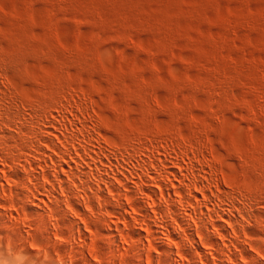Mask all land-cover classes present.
I'll return each instance as SVG.
<instances>
[{
  "label": "bare ground",
  "instance_id": "bare-ground-1",
  "mask_svg": "<svg viewBox=\"0 0 264 264\" xmlns=\"http://www.w3.org/2000/svg\"><path fill=\"white\" fill-rule=\"evenodd\" d=\"M3 62L0 231L28 264H264V154L260 174L253 161L228 168L215 132L188 107L161 104L172 126L145 113L134 126L85 86L88 98L62 99L52 84L32 101L2 79L16 63Z\"/></svg>",
  "mask_w": 264,
  "mask_h": 264
},
{
  "label": "rangeland",
  "instance_id": "rangeland-1",
  "mask_svg": "<svg viewBox=\"0 0 264 264\" xmlns=\"http://www.w3.org/2000/svg\"><path fill=\"white\" fill-rule=\"evenodd\" d=\"M0 54V62H16L2 79L13 80L32 101L53 87L62 86L52 90L62 99L82 97L88 88L109 115L113 106L123 108L134 126L147 116L162 125L173 122L158 112L162 105L188 107L192 118L215 132V148L229 159L228 168L256 164L254 174H260L264 0H0ZM177 123L190 132L186 122ZM233 143L245 153L231 151ZM0 235V259L28 264L16 253L12 233Z\"/></svg>",
  "mask_w": 264,
  "mask_h": 264
},
{
  "label": "clouds",
  "instance_id": "clouds-1",
  "mask_svg": "<svg viewBox=\"0 0 264 264\" xmlns=\"http://www.w3.org/2000/svg\"><path fill=\"white\" fill-rule=\"evenodd\" d=\"M0 264H8V262L3 259H0Z\"/></svg>",
  "mask_w": 264,
  "mask_h": 264
}]
</instances>
